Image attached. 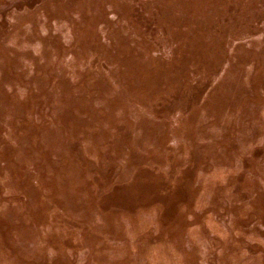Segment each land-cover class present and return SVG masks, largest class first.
Listing matches in <instances>:
<instances>
[{"label":"rangeland","instance_id":"1","mask_svg":"<svg viewBox=\"0 0 264 264\" xmlns=\"http://www.w3.org/2000/svg\"><path fill=\"white\" fill-rule=\"evenodd\" d=\"M0 264H264V0H0Z\"/></svg>","mask_w":264,"mask_h":264}]
</instances>
